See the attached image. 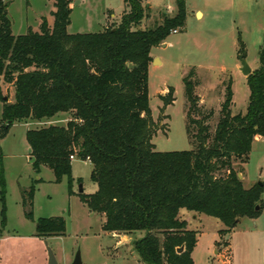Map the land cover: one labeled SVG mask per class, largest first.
I'll return each instance as SVG.
<instances>
[{"label": "trees", "instance_id": "16d2710c", "mask_svg": "<svg viewBox=\"0 0 264 264\" xmlns=\"http://www.w3.org/2000/svg\"><path fill=\"white\" fill-rule=\"evenodd\" d=\"M54 25L43 19L40 31L14 36L8 17L10 0L0 1V82L14 89L15 101L4 97L0 140L16 121L44 120L70 113L65 127L49 126L27 133L33 170L50 168L55 183L67 178L70 196L72 164L93 165V195L80 194L91 212L106 218L107 233L144 231L133 249L144 264H195L198 232L180 213L186 210L218 220L217 247L243 218L257 219L264 210V183L245 188L238 175L250 160L257 137L264 138V43L260 67L247 77L250 98L246 113L233 114V79L225 87L218 121L216 112L200 105V79L192 69L184 78L187 134L193 150L158 152L153 143L157 124L149 98L152 49L186 26V1L176 0L173 17L162 13L153 28L142 30L150 7L125 0L121 22L93 34H69L71 1L53 0ZM239 54L245 55L241 43ZM130 65L136 68L131 69ZM164 108L175 102L174 89L160 96ZM74 157V160L71 159ZM239 162V170L235 163ZM38 182H42L39 180ZM3 222L5 186L2 180ZM34 187L25 206H33ZM257 208L259 210H257ZM33 219V213L26 214ZM63 217L40 219L37 237L63 236ZM183 248L181 253L178 250ZM220 251V250H219Z\"/></svg>", "mask_w": 264, "mask_h": 264}, {"label": "rangeland", "instance_id": "374dc122", "mask_svg": "<svg viewBox=\"0 0 264 264\" xmlns=\"http://www.w3.org/2000/svg\"><path fill=\"white\" fill-rule=\"evenodd\" d=\"M185 1L187 19L184 31L173 33L151 52L153 61L149 66V98L153 119L158 127L153 139L158 152H183L194 148L187 134L188 106L184 88V78L190 70L195 69L200 79L196 91L200 105L216 112L214 120L210 122L215 127L224 101L223 83H228L230 77L234 92L232 113H246L248 107L250 90L245 76L237 69L241 43L245 47L250 68L255 71L260 67V50L264 43V0ZM143 3L151 10L143 21L142 30L159 23L162 13L169 17L177 13L176 0H143ZM71 8L68 33L73 35L101 32L108 22V28L119 24L128 6L125 0H72ZM54 11L53 0H10L8 17L13 35H25L30 29L39 32L43 19H47L52 27ZM170 88L174 89L175 102L164 108L160 96H166ZM0 90L12 103L15 101L14 89L3 81L0 82ZM2 117L3 101L0 99V122ZM70 120V113H59L41 121H16L7 136L0 140V264H37L40 254H45V241L59 264H74L78 253L83 264H144L133 249V241L143 238L146 233H107L103 230L105 216L91 212L81 201V187L86 195L98 191V186L91 179L92 164L78 159L73 161L72 196L67 178L55 183V175L50 168L42 167L39 174L33 170L28 131L52 125L65 127ZM239 167V162L235 163L237 170ZM244 172L246 188L250 183H264V138L255 143ZM2 180L5 186V225L2 224ZM33 187V206H25L26 192ZM28 212L33 213L32 220L27 218ZM191 214L182 210L180 217L187 219ZM52 217L65 219L66 233L43 241L37 237L38 221ZM192 224L195 227L191 230L201 235L193 253L195 264H228L230 251L224 245L228 237L223 239L221 247L216 246L223 259L213 250L214 240H219L218 230L224 228L223 225L205 216L201 222L192 221ZM238 231L236 247L232 252L233 263L261 264L264 210L256 222L242 221Z\"/></svg>", "mask_w": 264, "mask_h": 264}, {"label": "crops", "instance_id": "0c3cea01", "mask_svg": "<svg viewBox=\"0 0 264 264\" xmlns=\"http://www.w3.org/2000/svg\"><path fill=\"white\" fill-rule=\"evenodd\" d=\"M55 5V4H54ZM126 11V10H125ZM55 12V11H54ZM112 14V13H111ZM198 14H201V13H198ZM110 15V14H109ZM202 15V14H201ZM112 18L114 17V15L112 14V16H111ZM54 19V18H53ZM109 23V22H108ZM108 23H107V26H106V28H108ZM53 25H54V21H53ZM53 25H52V27H53ZM240 68H241V64L240 63H238V65H237V69L240 71ZM254 70H252V72H253ZM245 79H246V82H247V77H245ZM9 101H10V99H9ZM11 102V101H10ZM12 103V102H11ZM262 138L261 137H257L256 138V141L254 142V145H253V148H254V146H255V143L258 141V140H261ZM253 151V150H252ZM29 154H31L30 152H29ZM242 181H243V184H244V186H245V182H246V180H247V178H246V174H245V172H243L242 173ZM256 183H250L249 184V186L247 187V189H249V188H251L252 186H254ZM246 188V187H245ZM264 201V200H263ZM206 217V216H205ZM202 218H203V216H201V215H195V214H191L190 216H189V218H187V219H185L187 222H188V224H189V229L191 230V228L195 225H193L192 224V221L194 222V223H196V221L197 222H201L202 221ZM244 220H249L250 222H256L257 221V219H249V218H243L241 221H240V223L236 226V228L231 232V234H230V238H229V246H228V249H229V251H230V260L228 261V262H226V263H228V264H234L233 263V254H232V252L235 250V247H236V235H238L237 233L239 232L238 230L240 229V226H242V221H244ZM195 227V226H194ZM224 227V226H223ZM222 229H224V228H221L220 230H222ZM257 229H258V227H257ZM220 230H218V231H220ZM195 231V230H194ZM257 231V230H256ZM248 232V231H247ZM249 233V232H248ZM200 237H201V235H198V244H199V239H200ZM48 239V238H47ZM47 239H45V240H47ZM44 239H43V241H45ZM219 240H214V248H213V250H215V255H217V256H219L221 259H223L224 257L223 256H221V252L220 251H218L217 249H216V243L218 242ZM250 241V243H251V239L249 240ZM241 245V244H240ZM251 246V245H250ZM250 246H248V247H250ZM250 249V248H249ZM262 261H261V264H264V244H263V248H262ZM46 260V264H48V255H47V252H46V249H45V254H43V252L40 254V256H39V259H38V261H37V264H44V261ZM247 261H249L248 260V258H247ZM245 263H246V261H245ZM36 264V263H35ZM225 264V263H224Z\"/></svg>", "mask_w": 264, "mask_h": 264}, {"label": "water", "instance_id": "95a60500", "mask_svg": "<svg viewBox=\"0 0 264 264\" xmlns=\"http://www.w3.org/2000/svg\"><path fill=\"white\" fill-rule=\"evenodd\" d=\"M239 60H240V64H241L240 72L243 74V76L248 77L252 73V69L250 68L248 62L246 61V55H240ZM156 61L158 62V60H155V62ZM130 68L134 69V68H136V66L130 65ZM29 152L30 153L32 152L31 149ZM238 177L240 180H242V178H243L242 174H239ZM259 185H262V183H259ZM80 193H84V190L82 187L80 189ZM257 210H259V209L257 208ZM44 243H45L46 250L48 253V264H59L53 250L48 246V243L46 241ZM182 251H183V248H180L178 250V253H181ZM74 264H83L82 260H81L80 253L77 254L75 261H74Z\"/></svg>", "mask_w": 264, "mask_h": 264}, {"label": "built area", "instance_id": "2783aa9c", "mask_svg": "<svg viewBox=\"0 0 264 264\" xmlns=\"http://www.w3.org/2000/svg\"><path fill=\"white\" fill-rule=\"evenodd\" d=\"M0 1H3L4 2V0H0ZM173 33L176 34L177 31H174ZM71 159L74 160V157H71Z\"/></svg>", "mask_w": 264, "mask_h": 264}]
</instances>
